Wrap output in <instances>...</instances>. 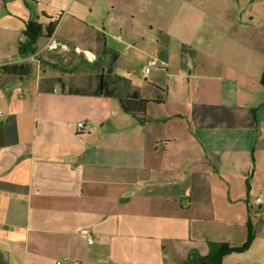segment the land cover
<instances>
[{
	"label": "crops",
	"instance_id": "obj_1",
	"mask_svg": "<svg viewBox=\"0 0 264 264\" xmlns=\"http://www.w3.org/2000/svg\"><path fill=\"white\" fill-rule=\"evenodd\" d=\"M208 258L264 264V0H0V264Z\"/></svg>",
	"mask_w": 264,
	"mask_h": 264
},
{
	"label": "trees",
	"instance_id": "obj_2",
	"mask_svg": "<svg viewBox=\"0 0 264 264\" xmlns=\"http://www.w3.org/2000/svg\"><path fill=\"white\" fill-rule=\"evenodd\" d=\"M55 30V25L53 23L49 24L46 28V37H51L52 34L54 33ZM42 28L39 25H33L32 23H30L27 26V31H26V36L30 39V40H34L38 37L42 36ZM102 88H109L108 85H104L102 84L101 86ZM159 89V88H157ZM117 89H112V91H110L112 93V95H115V93L117 92ZM110 93V94H111ZM150 101L149 100H145L142 98H138V99H133L131 97L123 99L122 101V107L124 109V111H126L127 113L133 115L134 117L141 119L142 117L145 116L146 113V107L148 105ZM253 242V237L250 236L247 240V242L239 248H232V249H228L226 250V253H231V252H238V253H242L244 251H246L252 244ZM219 250V249H218ZM194 263V262H193ZM200 264H222L220 260L216 259H204L201 260Z\"/></svg>",
	"mask_w": 264,
	"mask_h": 264
},
{
	"label": "built area",
	"instance_id": "obj_3",
	"mask_svg": "<svg viewBox=\"0 0 264 264\" xmlns=\"http://www.w3.org/2000/svg\"><path fill=\"white\" fill-rule=\"evenodd\" d=\"M45 49L49 51H64V52H70L71 50H74L77 53H84L86 56H88L87 52H82L79 48H71L68 44L58 41L54 36L49 37L47 40V43L45 45ZM158 66V62L156 60H149L147 63L146 72L149 73V71ZM79 127H83V123L79 124ZM260 200H257V203H259ZM92 243V241H90ZM60 264V263H59Z\"/></svg>",
	"mask_w": 264,
	"mask_h": 264
}]
</instances>
